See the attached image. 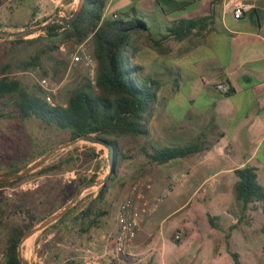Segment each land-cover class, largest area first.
Segmentation results:
<instances>
[{
  "label": "crops",
  "instance_id": "0c3cea01",
  "mask_svg": "<svg viewBox=\"0 0 264 264\" xmlns=\"http://www.w3.org/2000/svg\"><path fill=\"white\" fill-rule=\"evenodd\" d=\"M74 1L21 0L17 6L27 9V20L21 21L17 6L10 10V16L4 14L3 7L14 4L7 0L0 5V19L11 20L9 24L0 20V26L2 30L8 27L7 30L20 31L29 19L66 18ZM223 1L107 0L103 20L137 17L146 23L148 31L136 37L139 50L135 57L145 76H150L146 66L163 65L169 60L177 71L180 62H186L192 72L176 78L169 74L174 76L169 80L173 81L172 88L180 94H158L147 139L133 144L132 153L109 183L101 206L106 215L99 227L84 237H69L62 227L58 228V236L55 231L46 235L43 242L53 246L47 251L51 264L58 263L63 248L69 255L66 261L73 260L75 264H124L109 260L105 246L117 231L119 204L129 195L133 196L138 219L128 254L141 256L139 262L150 259L157 251L154 263L174 264L173 254L163 248L166 244L169 248L181 245L173 243L176 232H182L185 242L198 222L209 226L207 214L218 217L220 229L209 227L219 233L222 241L228 233L230 245L242 242L244 250L246 242H250L251 215L260 219L259 230L264 224V202L263 209L258 206L255 211L247 210L248 218L241 221L234 195V171L244 167L256 170L264 190V0H240L248 9L239 20L224 11ZM202 18H209L203 34L192 33L181 40L168 36L159 51L151 48L149 41L166 36L173 24ZM84 43L76 49L82 50ZM155 76L165 78L164 73ZM216 84H223L228 92H219L213 86ZM195 143L200 151L162 165L149 164L144 155L150 146L183 147ZM231 226L236 228L228 232ZM227 264L234 262L230 259Z\"/></svg>",
  "mask_w": 264,
  "mask_h": 264
},
{
  "label": "trees",
  "instance_id": "16d2710c",
  "mask_svg": "<svg viewBox=\"0 0 264 264\" xmlns=\"http://www.w3.org/2000/svg\"><path fill=\"white\" fill-rule=\"evenodd\" d=\"M106 3L107 0H84L79 15L69 28H64L60 19L56 17L41 31L42 34L35 38L6 40L9 46L0 59V120L25 121L34 118L46 126L68 131L70 141L88 134H96L115 150V173L98 188L92 200L79 211H76L77 202L42 232L67 218L70 221L68 230H74L78 237L87 236L97 229L106 215L101 206L109 183L117 174L118 163L123 160L120 158L122 147L119 141L145 140L149 134L148 125L155 110L161 84L158 80L145 76L144 68L135 61L139 50L136 37L142 32H147L148 28L146 23L137 17L126 21L119 18L103 20L102 13ZM208 20L209 18L179 21L167 29L166 36L158 41H149L151 48L159 51L162 48V41L168 36L181 40L192 33L201 35L207 28ZM87 40H90L93 46L91 57L95 61L94 79L91 81L83 78L70 91L64 106L48 105L41 98V89L38 92L32 91L21 80L7 76V72L12 69L21 71L41 69L42 59L57 51L61 45L79 46ZM147 40H151L149 35ZM147 146L149 147V144ZM198 151L200 148L197 143L183 147L150 146V150L145 151L144 155L149 164L162 165ZM83 156L85 159L97 157L96 148L91 146L86 148ZM65 163L69 161L48 163L16 181L0 183V187L14 185L34 174L50 175L63 171ZM12 173L15 172L9 174ZM234 176L237 179L234 195L240 206L238 219L242 221L248 218L245 215L247 210L255 211L258 206L263 209L261 204L264 202V190L258 183L254 168L237 169ZM98 177L93 174L79 178L69 197ZM206 217L211 228L220 229L218 217L210 214ZM235 228L229 227L228 232ZM260 232L264 234V224ZM23 234L18 224L8 227L0 264H21L17 259V246ZM224 239L227 252L234 264H241L239 254L230 250L228 233L224 235ZM173 243L179 245L180 241H175L173 236ZM125 262L130 263L129 260Z\"/></svg>",
  "mask_w": 264,
  "mask_h": 264
},
{
  "label": "rangeland",
  "instance_id": "374dc122",
  "mask_svg": "<svg viewBox=\"0 0 264 264\" xmlns=\"http://www.w3.org/2000/svg\"><path fill=\"white\" fill-rule=\"evenodd\" d=\"M6 1L0 0V5ZM12 1L14 3L12 6L6 5L3 7V12L7 17L11 15L10 10L15 8L21 0ZM77 1L75 0L72 3V7L67 9L66 18L71 16V13L76 8ZM17 10V16L20 20L26 21V7L18 5ZM47 19L48 16L36 21L29 19L26 28L20 31L35 30L38 26L52 20ZM0 20L9 24L11 19L3 18ZM44 20L46 21L43 22ZM7 29L9 28L7 27L6 30L0 29V59H2L9 46L6 41L8 39L2 35V32H19ZM40 34H42L41 31L35 32L27 39L35 38ZM91 48L92 42L90 40L84 43L82 50H77L72 44L61 45L57 51L42 59L41 69L36 68L28 71L12 69L7 72V76L21 80L32 91L38 92L41 89V98L48 105L63 106L66 104L70 91L83 78H88L91 81L94 79V70L85 69L82 64L70 66L71 55H91ZM180 65L181 68L178 71L170 60L164 62L163 65L149 64L146 66L145 71L149 72L150 76L161 81L159 94H180L176 91L175 87L172 88L173 81L169 80L174 76V78L178 76H189L192 72V67L188 66L186 62H180ZM155 73H164V80L155 76ZM171 73L174 76H169ZM52 87L56 88V93L52 96L51 102H48L46 100L47 91L44 88L49 89ZM139 140L142 139L132 141L122 139L119 141L122 147V155L120 158H123V160L118 163L117 172L125 159L132 153L133 144ZM68 141H70L68 131L46 126L34 118L25 121L19 119H1L0 176L9 174L10 172L16 173L22 171L54 147ZM90 146L96 148L98 156L92 159H85L83 155L86 148ZM58 161H69V163H65V169L63 171L51 173L50 175L39 176L34 174L14 185L0 187V263L1 253L5 247L6 232L10 225H20L22 232L25 234L26 229L35 227L43 219L63 206L73 196L72 194L69 197L75 189L79 178L96 174L99 176L97 179H99L108 171L107 151L105 148L83 141L77 142L71 147L60 151L44 165ZM97 190L98 188H93L85 191L78 199V203H75L76 211L86 206L92 200V196L96 194ZM160 204V202L156 203L157 207ZM158 209V211H161V208ZM251 217L253 219V225L250 229V242H246L245 250L243 249L242 242H235L230 245V250L242 255L239 259L241 264H264V234L258 228L260 219H257L254 215H251ZM58 228L63 229L64 233L69 237H78L74 233V230H68L70 228V221L67 218L47 231H41L27 239L22 245V257L30 264H51L53 261L47 251L50 252L53 246L51 242L45 243L43 240L49 232L55 231V236H58L61 233ZM149 242L150 239L146 244ZM182 242L183 240L180 241V246L169 248L166 244L163 248L166 252L173 254L175 258L174 264H227V261L231 259L226 249L225 239L222 241L219 233L212 230L208 225L207 227H203L198 222L194 228L193 235L185 240V242ZM36 244H39V247ZM61 250L60 259L57 260L58 263L56 264H75L73 260L66 261L69 255L66 253V249L63 248ZM224 250L226 253H223ZM154 253L156 255L157 251H154ZM155 255L153 254L150 259L147 258L142 262L138 261L141 256L129 257V262L133 264H156L153 260ZM64 260L65 262L63 263Z\"/></svg>",
  "mask_w": 264,
  "mask_h": 264
},
{
  "label": "water",
  "instance_id": "95a60500",
  "mask_svg": "<svg viewBox=\"0 0 264 264\" xmlns=\"http://www.w3.org/2000/svg\"><path fill=\"white\" fill-rule=\"evenodd\" d=\"M84 4V0H78L76 8L72 12L71 16L69 18H62L60 19V22L63 24L64 28H69L72 23L75 21L77 16L79 15L82 7ZM54 19L51 21L38 26L35 30H29V31H19V32H2V35L5 36L7 39H27L30 35H32L35 32L42 31L47 25H49ZM86 142L92 145H100L107 151V162H108V171L106 174H104L103 177L93 180L92 182L86 184L83 186L77 193H75L63 206H61L58 210H56L54 213L49 215L47 218L43 219L39 224H37L35 227L30 229L28 232H26L20 239L18 246H17V259L21 264H30L28 261H26L22 257V245L23 243L29 239L30 237L40 233L45 228L50 226L51 224L55 223L58 219H60L70 208L74 206V204L78 201V199L82 196V194L90 189L93 188H99L102 185L106 183V181L115 173L116 168V155L114 148L108 144L106 141L101 139L96 134H88L85 136H82L78 139L71 140L68 142H65L63 144H60L59 146L54 147L49 152H47L44 156H42L39 160L33 162L31 165L26 167L20 172L2 175L0 176V183H8L12 181H16L22 177H25L29 175L30 173L38 170L41 168L45 163L50 161L53 157H55L60 151L71 147L73 144L77 142Z\"/></svg>",
  "mask_w": 264,
  "mask_h": 264
},
{
  "label": "built area",
  "instance_id": "2783aa9c",
  "mask_svg": "<svg viewBox=\"0 0 264 264\" xmlns=\"http://www.w3.org/2000/svg\"><path fill=\"white\" fill-rule=\"evenodd\" d=\"M223 9L229 13L234 20H239L243 17L248 9V5L240 0H224ZM116 19V16H113ZM82 64L85 69L94 70L95 61L91 55H71L70 66ZM216 90L225 94L228 92L223 84L213 85ZM47 91L46 100L51 102L52 96L56 93V88H44ZM134 191V190H133ZM138 213L135 208V202L132 195L127 196L118 207L116 223L117 231L114 236L110 237L105 246V253L109 260H119L124 264H128L125 260H129L128 247L135 238L137 231ZM183 234L181 231L174 234L175 241H181Z\"/></svg>",
  "mask_w": 264,
  "mask_h": 264
}]
</instances>
